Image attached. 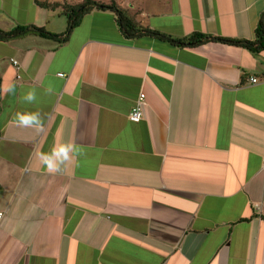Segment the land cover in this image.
Returning <instances> with one entry per match:
<instances>
[{
  "label": "crops",
  "instance_id": "1",
  "mask_svg": "<svg viewBox=\"0 0 264 264\" xmlns=\"http://www.w3.org/2000/svg\"><path fill=\"white\" fill-rule=\"evenodd\" d=\"M29 1L0 0V30L66 32ZM128 3L176 40L254 42L264 14V0ZM263 74L264 53L128 37L111 11L64 45L0 42V264H264Z\"/></svg>",
  "mask_w": 264,
  "mask_h": 264
},
{
  "label": "trees",
  "instance_id": "2",
  "mask_svg": "<svg viewBox=\"0 0 264 264\" xmlns=\"http://www.w3.org/2000/svg\"><path fill=\"white\" fill-rule=\"evenodd\" d=\"M36 3L38 6L51 11L56 10L60 6L59 4L41 3L38 0H36ZM64 8V12L68 18V27L64 34H53L44 28H38L36 26H20L10 32H4L0 30V42H13L16 40L25 39L27 37L37 36L39 38L53 40L61 45H64L70 40L73 32L82 25L87 15L92 13L94 10H101L113 12L117 16V22L120 29L125 34H127L128 37L144 35L156 38L162 42L177 44L184 47H197L206 43H221L247 49L258 56L264 53V14L261 17L259 25L256 29V40L254 42L242 40H225L219 37L199 33L193 34L188 39L176 40L170 36L140 26L130 16L128 11L120 8L114 2L110 5H106L94 0H86L83 4L78 6L66 5Z\"/></svg>",
  "mask_w": 264,
  "mask_h": 264
},
{
  "label": "rangeland",
  "instance_id": "3",
  "mask_svg": "<svg viewBox=\"0 0 264 264\" xmlns=\"http://www.w3.org/2000/svg\"><path fill=\"white\" fill-rule=\"evenodd\" d=\"M34 0H30L29 2H33ZM41 2H45V3H50V4H59L60 6L56 9V10H52L51 12H53L52 18H54L56 21V25H67L66 27H68V18L65 14V6H78L80 4H83L86 0H39ZM95 1H99L100 3H105L106 5H110L111 3H116L120 8L122 7H126V9L129 10L130 12V8H131V4L128 5V1L129 0H95ZM55 12V13H54ZM32 11H31V3L29 4V9H28V23H30L32 21ZM60 22V23H59ZM111 22V21H110ZM28 26H31L30 24Z\"/></svg>",
  "mask_w": 264,
  "mask_h": 264
},
{
  "label": "built area",
  "instance_id": "4",
  "mask_svg": "<svg viewBox=\"0 0 264 264\" xmlns=\"http://www.w3.org/2000/svg\"><path fill=\"white\" fill-rule=\"evenodd\" d=\"M17 65V63H15ZM63 77V75H61ZM251 82L253 84H257L258 80L257 79H252ZM146 103V95L141 94L138 102L136 103L135 107L133 108L129 119L131 122L139 124L144 120V107ZM3 214H0V220L3 218Z\"/></svg>",
  "mask_w": 264,
  "mask_h": 264
}]
</instances>
